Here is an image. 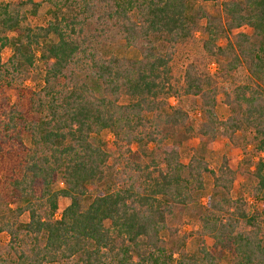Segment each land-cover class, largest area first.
I'll use <instances>...</instances> for the list:
<instances>
[{
  "label": "trees",
  "instance_id": "1",
  "mask_svg": "<svg viewBox=\"0 0 264 264\" xmlns=\"http://www.w3.org/2000/svg\"><path fill=\"white\" fill-rule=\"evenodd\" d=\"M44 1L53 18L26 29L24 2L0 3V235L9 236L0 264H264V0H223L226 18L190 0ZM243 26L251 32L232 40ZM198 31L203 56H223L218 70L198 59L176 76L177 47ZM118 37L141 57L106 51ZM39 62L42 84L27 88ZM172 96L199 102L172 105ZM219 135L253 146L239 162L248 195H233L238 170L227 157L218 169L199 151L182 159L185 140ZM206 174L213 185L202 202ZM90 181L102 186L93 197ZM61 196L71 201L57 217ZM193 235L200 243L189 254Z\"/></svg>",
  "mask_w": 264,
  "mask_h": 264
},
{
  "label": "rangeland",
  "instance_id": "2",
  "mask_svg": "<svg viewBox=\"0 0 264 264\" xmlns=\"http://www.w3.org/2000/svg\"><path fill=\"white\" fill-rule=\"evenodd\" d=\"M8 1H15V0H0V3L2 2H8ZM24 2V6L22 8V14L20 18V28L26 29L28 27H35L39 25L46 24L49 20H51L54 16L52 12V5L48 2H45L44 0H20ZM190 2L195 5L199 6L202 5L205 7L207 12L211 14L212 16H221L226 18V16L223 14L222 11V2L223 0H217V1H203V0H190ZM206 20H202V23L205 24ZM239 32H251L250 27L243 26L238 29H235L231 32H229V37L232 40H235V35ZM0 34H3L2 30L0 29ZM202 34L198 31L195 36L187 43L181 44L177 47L176 54L174 56L173 60V70L176 76H181L183 74L184 68L186 64L190 61H197L199 59L200 62H208V69L211 72H216L219 67V60L223 59V56H217V59H212L209 61L208 57H204L203 53L204 50L202 48V42H201ZM108 44L110 45V48L107 47L106 51L114 50L116 51V54H118L121 57H126L130 59L140 58L141 57V51L138 48L135 47H128L125 45H122L123 41L118 37L114 38L112 41L107 40ZM220 45H226L227 41L225 38H221L218 42ZM11 49L7 48L4 51L5 56H9L11 54ZM42 63H38L37 71L38 77L36 80H29L27 81L24 86L27 88L36 89L39 88V86L42 84ZM248 72L246 71L245 67H242L236 71L237 78L240 80H245L247 77ZM26 92V90H25ZM17 91L13 92V96H17ZM179 99L183 100V103L186 106H191L193 102L198 103L199 99L197 98H191V97H180L178 96H172L169 99L170 104H177ZM191 115L193 118L199 122L203 119L202 112L200 108H197L196 110H191ZM217 114L219 118L226 119L231 113L230 107L225 103V95L224 93H220L218 96V102H217V108H216ZM100 138L104 140L107 144L108 149H111L110 142L114 139V134L111 130L105 129L101 132ZM240 141V140H239ZM170 142V140L168 141ZM236 145L234 142H232L230 139L223 135H219L214 141L211 143H208L204 145L199 138V136H194L189 140H185L184 143L181 146V155L182 159L187 162L192 154L195 151H199L204 154L205 158L209 162L210 166L213 169H218L221 165L224 157H227L229 160L230 165L238 170L237 171V178L236 182L233 188V195L237 196L241 192L243 194L248 195L247 187L249 185V178L246 174L243 173L242 167L240 166V160L244 157L245 152L247 151L249 154H253V146L248 145L247 149L245 151V148L243 146ZM110 146V147H109ZM113 149V148H112ZM255 160H257L255 158ZM205 185L206 188L203 192V196L201 198L202 202L207 201L208 194L211 192V188L213 185V178L210 174L205 175ZM64 182L60 179L54 184V189H59L64 187ZM86 189L87 194L91 197L95 196L100 190L101 187L93 181L86 183ZM70 198L61 196L59 198V210L57 212V217L61 215V211L70 203ZM81 203L83 207H87L89 200L87 198H81ZM29 214L25 212L21 219L22 220H28ZM198 226L194 227L192 224H187L184 228V230L190 231L197 229ZM9 240V236L7 234H1L0 235V245L7 244ZM206 244L209 246V248L213 249V239L210 237H205ZM200 243V238L198 235L191 236L186 243V251L189 254H193L196 252L197 247ZM223 261H230L232 259V254L230 252L224 251L223 253Z\"/></svg>",
  "mask_w": 264,
  "mask_h": 264
}]
</instances>
